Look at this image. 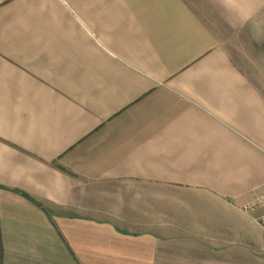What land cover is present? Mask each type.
<instances>
[{"label":"crops","instance_id":"obj_1","mask_svg":"<svg viewBox=\"0 0 264 264\" xmlns=\"http://www.w3.org/2000/svg\"><path fill=\"white\" fill-rule=\"evenodd\" d=\"M264 0H0V264H264Z\"/></svg>","mask_w":264,"mask_h":264},{"label":"built area","instance_id":"obj_2","mask_svg":"<svg viewBox=\"0 0 264 264\" xmlns=\"http://www.w3.org/2000/svg\"><path fill=\"white\" fill-rule=\"evenodd\" d=\"M260 207H263L264 208V196L258 198V199H254V200H251L249 202H247L243 208L246 210V211H254ZM262 224L264 225V215L262 216Z\"/></svg>","mask_w":264,"mask_h":264}]
</instances>
